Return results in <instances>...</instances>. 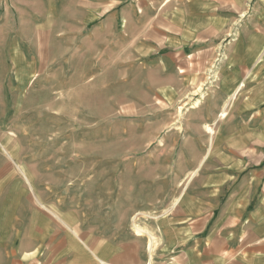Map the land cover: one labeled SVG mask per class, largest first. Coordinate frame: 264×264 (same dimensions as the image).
<instances>
[{
    "label": "rangeland",
    "instance_id": "rangeland-1",
    "mask_svg": "<svg viewBox=\"0 0 264 264\" xmlns=\"http://www.w3.org/2000/svg\"><path fill=\"white\" fill-rule=\"evenodd\" d=\"M101 19L72 4L62 14L0 16V151L12 159L15 201L27 192L75 230L118 240L130 232L142 247L193 176L198 144L189 137L226 112L219 94L207 95L208 80L178 88L174 63L121 46ZM222 44L203 70L219 69Z\"/></svg>",
    "mask_w": 264,
    "mask_h": 264
},
{
    "label": "crops",
    "instance_id": "crops-1",
    "mask_svg": "<svg viewBox=\"0 0 264 264\" xmlns=\"http://www.w3.org/2000/svg\"><path fill=\"white\" fill-rule=\"evenodd\" d=\"M71 4L108 16L121 46L149 49L143 59L174 63L178 88L208 80L207 95L219 94L226 114L189 137L198 144L193 176L158 217L157 240L150 234L142 247L130 232L118 240L75 230L27 192L15 201L12 159L0 151V264H264V0H0V16L62 14ZM220 42L213 74L202 68L216 61Z\"/></svg>",
    "mask_w": 264,
    "mask_h": 264
},
{
    "label": "bare ground",
    "instance_id": "bare-ground-1",
    "mask_svg": "<svg viewBox=\"0 0 264 264\" xmlns=\"http://www.w3.org/2000/svg\"><path fill=\"white\" fill-rule=\"evenodd\" d=\"M199 104V103H198ZM194 106V105H193ZM54 214V213H53ZM55 215V214H54ZM143 232V230L141 231V230H138L137 229V233L139 234V233H142ZM148 237V236H147ZM151 238H152V236H151ZM152 240V239H151ZM152 243V242H151ZM151 245V244H150Z\"/></svg>",
    "mask_w": 264,
    "mask_h": 264
}]
</instances>
